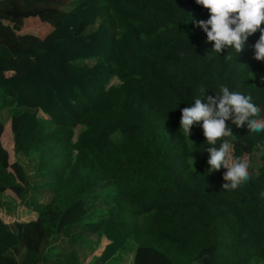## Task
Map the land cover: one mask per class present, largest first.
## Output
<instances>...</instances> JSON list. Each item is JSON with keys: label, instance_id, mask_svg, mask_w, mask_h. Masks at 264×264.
<instances>
[{"label": "trees", "instance_id": "16d2710c", "mask_svg": "<svg viewBox=\"0 0 264 264\" xmlns=\"http://www.w3.org/2000/svg\"><path fill=\"white\" fill-rule=\"evenodd\" d=\"M209 17L195 0H0V132L18 119L21 173L0 141V264H264V164L224 189L202 127L180 129L202 87L264 109L260 32L217 53L191 20ZM226 124L217 147L264 148ZM17 207L30 217H2Z\"/></svg>", "mask_w": 264, "mask_h": 264}, {"label": "clouds", "instance_id": "9594fccd", "mask_svg": "<svg viewBox=\"0 0 264 264\" xmlns=\"http://www.w3.org/2000/svg\"><path fill=\"white\" fill-rule=\"evenodd\" d=\"M195 2L210 12L207 20H191L204 30L209 41L214 42L213 51L222 53L223 50L232 48L238 55L248 37L259 31V39L253 45L254 58L258 61L264 60V27H261L264 24V0ZM252 78H255V73ZM205 90L202 87L200 96L194 99V104L181 109L180 129H183V134L189 138L194 125L202 127L209 145L208 174L221 167L226 168L223 177L226 183L222 188L235 190L246 184L254 172L258 175V169L253 168V161L257 162V165L264 164V148L253 150L245 158L234 156L228 142H221L218 147L217 142L234 135L231 125L226 124L229 120L237 128L246 127L248 132H264V116L261 115L264 109L253 102L251 95L239 90H230L226 85H221L220 94L206 95ZM190 163L194 168L195 158Z\"/></svg>", "mask_w": 264, "mask_h": 264}, {"label": "rangeland", "instance_id": "374dc122", "mask_svg": "<svg viewBox=\"0 0 264 264\" xmlns=\"http://www.w3.org/2000/svg\"><path fill=\"white\" fill-rule=\"evenodd\" d=\"M113 82H117V79H114ZM17 121H18V119H15L11 126L9 124H5L4 125L3 129L0 132V141L2 142V144L4 146L5 160H6L7 165H9V167H12L15 170V172L17 173V175L21 179L20 170H19V168L17 167V165L14 162L15 161V157L13 155V143H12V138H11V133H12L11 132V128H13V126H15ZM79 128H80L79 126L75 127L76 133H77ZM225 142H228L230 144V146H231V149H232L231 142L228 141V140L225 141ZM255 150L259 151V149H255ZM249 155L250 154H245L244 157L247 158ZM256 165H257V162L253 161V168L254 169H255ZM28 169H29V167H28ZM18 189L19 188H17V187H13V189H9L7 192L10 193V194H15L16 195V193H18V191H19ZM3 197H7V194L4 193ZM1 215L6 221H14L16 219H25V218H29L30 217V216H25V215H28V214H25L18 207L10 209V210H4V208H2L1 209ZM104 244H105V242L100 243L99 246L93 251V253L94 254L100 253V251H101V249H102ZM87 259L89 260L90 258H87Z\"/></svg>", "mask_w": 264, "mask_h": 264}]
</instances>
